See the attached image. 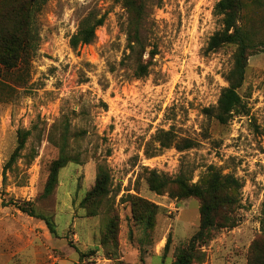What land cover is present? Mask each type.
Instances as JSON below:
<instances>
[{
	"label": "rangeland",
	"instance_id": "1",
	"mask_svg": "<svg viewBox=\"0 0 264 264\" xmlns=\"http://www.w3.org/2000/svg\"><path fill=\"white\" fill-rule=\"evenodd\" d=\"M121 1L46 0L34 13L38 41L26 63L11 71L0 66V264H172L198 230L200 204L158 195L146 180L154 172L197 184L210 167L238 181V204L231 226L213 231L194 264H253L252 244L264 243V49L247 61L238 90L244 113L219 125L204 110L227 87L234 48L206 51L221 30L213 15L218 0H144L141 60L148 68L141 78L128 57ZM88 14L105 15L104 23L92 44L72 50L69 39ZM245 17L264 40V0ZM18 131L29 135L5 169ZM161 132L173 137L169 148H160ZM62 137L75 163L60 170L43 198ZM179 140L195 146L178 152ZM99 166L109 176L108 194L88 216L80 202ZM134 199L155 207L150 226L135 219ZM111 219L113 240L105 236Z\"/></svg>",
	"mask_w": 264,
	"mask_h": 264
},
{
	"label": "trees",
	"instance_id": "2",
	"mask_svg": "<svg viewBox=\"0 0 264 264\" xmlns=\"http://www.w3.org/2000/svg\"><path fill=\"white\" fill-rule=\"evenodd\" d=\"M46 0H1L0 2V66L6 71L17 69L21 63H26L37 44L38 34L33 27L34 13ZM261 0H218L213 7V15L220 19L221 30L214 33L207 42L206 51L213 53L218 49L230 46L234 48L232 65L224 75L227 87L220 91L215 107L205 109L204 113L212 117L217 124L226 125L235 115L244 113L245 107L238 95V90L243 84L248 58L264 49V40L256 39L250 23L246 20V9L252 5L260 6ZM121 7L125 12L124 34L126 37V49L128 57L136 62L135 78L144 77L147 74L148 63H142L141 55L144 52L140 34L141 23L144 16V0H122ZM105 15L99 17L88 14L78 25L76 32L69 39V47L72 50L87 46L94 42L95 31L104 23ZM156 53L150 52L152 59ZM29 133L17 132L16 147L10 155L5 169L12 167L20 158L26 138ZM159 139L160 148L166 149L172 143L173 137L169 132H161ZM59 146L58 157L48 167V174L42 190V197H49L56 185L58 174L67 164L74 159L65 154V138L62 137ZM190 140H179L173 147L178 152L188 151L194 148ZM152 157V156H150ZM147 184L150 191L160 195L168 192L177 200L195 198L199 201L200 222L198 230L189 239L186 247L175 256L172 264H194L202 262V255L198 248L205 245L212 237L213 231L231 226L230 216L238 204L237 192L240 189L238 181L230 175H222L219 171L208 168L200 182L191 184L184 176L168 180L149 174ZM109 176L99 166L92 188L86 193L80 202V208L87 211L88 216H94L96 208L102 203L108 194ZM15 205V204H14ZM133 205L137 216L136 220L144 221L150 226L155 214V207L141 199H134ZM28 206V205H27ZM22 213L35 217L32 208L15 205ZM261 234L264 240V204L261 210ZM111 219L107 224L105 236L113 240L116 233V225ZM230 221V222H229ZM45 225L51 233L54 229L49 221ZM106 238L104 239V241ZM168 240L164 247L167 251ZM250 262L264 264V243L258 247L253 243L250 249Z\"/></svg>",
	"mask_w": 264,
	"mask_h": 264
}]
</instances>
